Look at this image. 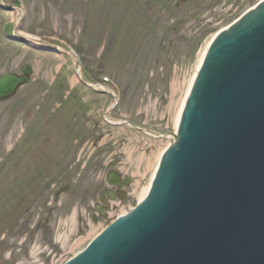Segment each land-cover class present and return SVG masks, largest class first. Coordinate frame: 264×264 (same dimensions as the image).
<instances>
[{
  "label": "rangeland",
  "instance_id": "374dc122",
  "mask_svg": "<svg viewBox=\"0 0 264 264\" xmlns=\"http://www.w3.org/2000/svg\"><path fill=\"white\" fill-rule=\"evenodd\" d=\"M179 1L52 0L44 8L39 3L47 0H25L30 14L22 30L37 38L48 36L50 42L53 35L63 39L54 52L6 42L10 56H15L0 59V74L26 60L35 67V79L44 84L35 87L33 82L15 99L0 103V155L23 129L21 120L33 104L34 97L27 98L14 109L20 96L26 90L34 94V88L41 91L53 77L56 101L46 109L64 105L55 111L56 140L66 139L68 129L74 143L70 149H58L52 164L47 162L51 151L42 150L37 136L26 129L20 132L27 142L0 175V264H59L82 250L112 217L135 206L168 136L175 132L180 103L203 50L226 21L258 0H189L175 8ZM195 12L200 14L191 20ZM222 18L227 20L216 25ZM48 46L46 39L41 41L43 49ZM71 49L81 54L80 61L70 55ZM102 75L121 88L117 103L109 86L98 85ZM39 103L44 104L43 98ZM125 120L139 128L113 123ZM8 131L13 135L7 139ZM114 160L131 178L128 196L99 216L96 200L107 186ZM68 181L71 189L55 200L53 193ZM47 200L52 204L44 206ZM58 204L65 210L55 213ZM29 206L37 213L31 215V227L22 230L18 219ZM44 214L56 220L52 232H44L50 227L44 221L33 228Z\"/></svg>",
  "mask_w": 264,
  "mask_h": 264
},
{
  "label": "water",
  "instance_id": "95a60500",
  "mask_svg": "<svg viewBox=\"0 0 264 264\" xmlns=\"http://www.w3.org/2000/svg\"><path fill=\"white\" fill-rule=\"evenodd\" d=\"M70 264H264V3L212 45L150 197Z\"/></svg>",
  "mask_w": 264,
  "mask_h": 264
},
{
  "label": "flooded vegetation",
  "instance_id": "af4514ba",
  "mask_svg": "<svg viewBox=\"0 0 264 264\" xmlns=\"http://www.w3.org/2000/svg\"><path fill=\"white\" fill-rule=\"evenodd\" d=\"M41 4V3H39ZM24 6L26 7L27 4H25V0H23L22 2H19V1H15V0H0V19H3L4 17L6 16H9V17H13L15 20H17L18 18L21 19L23 18L24 16L28 17L29 14H30V9H28L24 14L23 16L21 17V14L19 12L18 9H16L18 6ZM34 17V14H31L30 15V18H33ZM4 21V20H3ZM2 21V22H3ZM14 34V32H13ZM0 41H1V34H0ZM15 55H13L14 57ZM12 57V58H13ZM3 58H8L7 55H5L4 53V50L3 49H0V59H3ZM25 64V61L23 62ZM22 63V64H23ZM28 63V62H27ZM23 64V65H24ZM22 65V66H23ZM21 66V67H22ZM21 69V68H20ZM33 69V68H32ZM17 73H21V71L17 72ZM34 76V74H33ZM35 82H40L41 83V80H37V79H33ZM32 80V81H33ZM24 96H26L27 98H31L32 97V94H29L28 91H26V93H24ZM37 123H40V120L37 121ZM55 133H51L49 134L45 141V146L48 147L50 150H55L57 149V141L54 139L55 137Z\"/></svg>",
  "mask_w": 264,
  "mask_h": 264
},
{
  "label": "bare ground",
  "instance_id": "6f19581e",
  "mask_svg": "<svg viewBox=\"0 0 264 264\" xmlns=\"http://www.w3.org/2000/svg\"><path fill=\"white\" fill-rule=\"evenodd\" d=\"M262 1H263V0H262ZM227 28H228V27L226 26V27H224L223 29H227ZM223 29H221V31H222ZM25 36H26V38L29 40L30 44L38 45L39 40H38L37 38H35V37L31 36V35H28V34H26ZM209 45H210V43H209V44L205 47V49L203 50L202 55H201V57H200V60H199V62H198V65H199L200 61L202 60V58H203V57L205 56V54L207 53V50H208ZM59 50H60V51H63V49H61V48H59ZM75 61H76V60H75ZM198 65H197V68H198ZM196 72H197V69H196L194 75L192 76V78L190 79L189 84H188V86H187V88H186V90H185V94H184V96H183V98H182V101H181V103H180V106H179V109H178V112H177V115H176V118H175V126H176V130H177V127H178V124H179V120H180V118H181V113H182L183 107H184V105H185L186 99H187V97H188V95H189V93H190V90H191V88H192V85H193V83H194V79H195V76H196ZM175 88H176V87H175ZM168 140H169L168 142H174V140H175V133H173L171 136H168ZM22 148H23V147H21V150H22ZM21 150L18 151V152L16 153V155L12 158V160H15V158L18 157V154H19V152L21 153ZM163 152H164V151H163ZM163 152L161 153V156H162ZM161 156H160V159H161ZM12 160H11V162H12ZM11 162H10L9 164H11ZM9 164L6 165V166L4 167V170H5L6 168H8L7 166H9ZM157 166H158V165H157ZM156 169H157V167H156ZM156 169H155V171H156ZM155 171H154V173H153L151 179L153 178V176H154V174H155ZM151 181H152V180H151ZM139 185H140V183H139L138 181L135 182V186H136V188H138ZM150 185H151V182H150L149 185H147V186H145L144 188H142L141 192L138 193V200L142 201V200L146 197V195L148 194V191H149ZM121 213H122V214L126 213V210L121 211ZM98 231H99V230H98ZM95 233H97V231L94 232V234H95ZM94 234H93V235H94ZM91 237H92V236H91Z\"/></svg>",
  "mask_w": 264,
  "mask_h": 264
}]
</instances>
